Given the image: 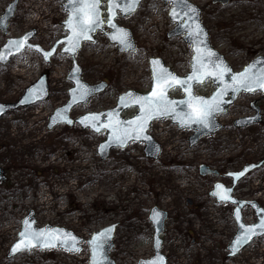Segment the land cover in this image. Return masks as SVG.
<instances>
[{
	"label": "rangeland",
	"instance_id": "rangeland-1",
	"mask_svg": "<svg viewBox=\"0 0 264 264\" xmlns=\"http://www.w3.org/2000/svg\"><path fill=\"white\" fill-rule=\"evenodd\" d=\"M9 1L0 0V14ZM190 1L201 8L211 44L234 70H240L256 55H264V0H229L225 5L213 0ZM168 9L169 4L161 0H143L136 12L118 16L117 23L133 34L134 51L119 53L101 32H97L96 42L83 45L76 55L83 79L89 83L104 80L107 88L88 103L74 106L71 117L111 108L118 94L127 89L147 92L151 86L150 56L162 58L179 75L189 71V46L180 37H166L172 28ZM65 17L59 0H19L7 35L0 29V46L6 37H17L35 28L32 42L49 49L65 35L61 24ZM20 60L24 63L13 72ZM70 66L67 54L58 53L45 64L31 49L16 55L10 64L0 65L1 102L18 98L42 73H47L49 84V96L40 105L18 108L0 118V164L5 174L0 181V264H86L85 242L79 256L34 248L7 258L20 222L30 209L38 226L50 223L85 238L117 222L110 256L116 264H135L152 253V226L147 219L152 205L168 212L163 233L168 264H252L251 256L260 253L254 245L250 253L247 250L223 259L222 246L228 243L231 231L224 225L220 228L217 219L221 216L222 222H230L228 207L223 210V206H217V212L207 191L215 180H228L202 177L198 167L206 164L224 173L258 158L260 152L262 158V126L235 129L232 120L248 113V103L253 99L260 100L264 120V95L240 94L222 114L223 128L201 139L192 149L187 141L189 131H181L169 119H162L150 128L155 138L163 139L157 160L143 156L141 143L112 149L108 158L101 160L96 149L104 139L103 133L80 129L77 124L46 128L53 109L67 99L71 83L65 76ZM212 90L209 82L195 87L197 94L208 95ZM180 94L178 89L170 93L172 97ZM134 110L127 109L123 115L130 116ZM189 174L198 182V190L183 187ZM245 186L249 195H254L252 180ZM262 188L264 165V195Z\"/></svg>",
	"mask_w": 264,
	"mask_h": 264
},
{
	"label": "water",
	"instance_id": "water-1",
	"mask_svg": "<svg viewBox=\"0 0 264 264\" xmlns=\"http://www.w3.org/2000/svg\"><path fill=\"white\" fill-rule=\"evenodd\" d=\"M59 1H61V7H62L63 11L66 13V18L62 22L63 30L66 32V34L64 36H62L61 38H59L53 44V46L48 50L41 48V46L38 44L30 43V39L33 38V36L35 34L34 29H31V30L25 32L24 34H22L19 37H7L4 41V43L0 46V51H3L6 55V59L3 61H0V65H6L9 62V60L11 59V57L20 53L26 47H28V48L32 49L33 51H36L38 54H40L43 61L48 64L50 62V58L55 54L57 47L59 45H62L59 52L65 53L71 57V67H70L68 74L66 76V79L71 83V87L67 91L68 99L66 100V102L63 105L55 108L53 110V112L49 115L48 123H47V129L51 130L59 124H65L67 126H72L74 123H77L79 125V127L83 130L89 129L90 131H92L96 134L103 132L104 133V139L98 144L97 150H96V153L98 154L100 159L107 158L111 149H114V148L123 149V148L127 147V145L130 142L143 143V154H144V156L147 158H151V159H157L160 152H161V147H160L159 143L156 140H154V138L148 133V130H149L150 124L153 120L164 119V118H169L173 124H176L181 129H187V130L192 131V133L190 134V136L188 138L189 147H192L202 137L207 136V135H211L215 131L222 128V124L217 120L216 116L220 115L222 113H225L227 111L228 106L235 101V99L237 98L239 93H242V92L243 93H254V92H247V91H243V90L238 91V92H234L232 90V88H228L226 91L223 92V95H221L219 97L220 107H221L222 111H218V112L214 113V115L210 118V123L207 127H203V126L198 125V124H191L190 126L182 127L178 117L182 116L185 112L190 111V108L186 104H182L180 102L188 99V95H187V93H185L183 91L182 87H180L179 85H175L173 88L168 89V91L166 93L168 100L177 102V103L170 106L169 113L167 115H160L157 118H153V119L148 120L147 124L145 125L144 131H142V132H140L139 130L133 131V129L136 128V125L135 124L129 125V122L136 121V123H139L140 121L137 118L142 115L140 105L138 103H136V98L137 97H150L153 90L157 88V84L153 79V69L154 68L157 71H159L160 68L166 69L169 73H171L177 79L184 80L187 77H189L190 75H192V72H193L194 56L196 55V53L194 51V47L199 46L201 48L202 52H207L208 50H210L212 53L215 54V57H213V59H215V62L217 64L222 63V65H226L230 69V72H225L222 80L217 79L216 76H205L202 83H197L195 80L189 81L188 83L191 85V91H192V94L194 96L202 97L205 100L211 101L214 97L217 96L218 93H220L222 90L225 89V85L232 84V80H231L232 75L244 72L245 69L249 65H253L254 62L264 61V55H257L255 57L251 58L247 63H245L240 70H234L232 68V66L227 62L224 55L222 53H220L215 47L212 46V44L210 42L209 31H208L207 27L201 21V8L197 4L191 2L190 0H186L188 5H191L192 8L196 9V12L189 13V15L192 17V19H189L188 16H184L182 14L180 8H177V14H178V16L182 17V20L174 21L172 16H171V12H172L173 7H174L173 3L171 2V0H162L164 3H170V8L167 12V17L169 18L170 22L173 24L172 29L167 32L166 37L167 38L181 37V39L186 44H188L190 46L191 57L189 60V71L185 75H179L175 71H173L168 65H166L162 58L157 57V56H150L147 61H148V66H149V71H150L151 87L149 88V90L147 92H139V91H136L134 89H127L126 91L118 94L117 101L113 107L108 108L106 110L97 111V112H94V111L93 112H86V113H83V114L77 116L76 118H71L70 117V111L75 105L80 104V103H87L88 100L90 99V97H92L98 93L103 92L105 90V88L107 87V83L105 81H99L96 83H88L87 81L83 80L82 79V68L78 64V62L75 58V55L81 50L84 42H92L93 43L96 41L94 36L98 31H100L106 35L109 43L116 45L118 52L134 51L135 50V42H134V37H133L131 30L127 27H124V26L118 24L116 19L118 16L124 17V16H128V15H131L132 13H134L138 9L139 4L142 0H140L139 4H138V6H136L135 10L130 12V13H125V12L120 10V8L123 7V5H121L120 7H117L115 9V16L113 18V23L116 25V28L115 29L110 28L108 26V24L105 23L103 25L102 29H97L95 32L90 33V35L92 37L91 41L82 40L80 47L77 49V51L74 54L64 51V48L67 47L66 39H67V36L69 35V30H68L67 25H66V21L68 19L69 13L65 11V6L68 5V0H59ZM213 2L214 3L219 2L221 5H225V4H227L228 0H213ZM16 4H17V0H11L8 3V5L5 7L3 12L0 14V29L5 34L7 33L8 21L14 14ZM101 12H102V14L106 20L108 17V0H105L104 2L102 1ZM182 21L187 22L189 25H191L192 28H195L196 25L198 24L199 27L201 29H203V33L199 37H197L198 40L203 41V44L196 45V46L193 45V43L189 39L188 31H186L184 28H178V24H180ZM117 29H123L127 32L128 37H127L126 43L121 42L120 33L117 31ZM113 36H115L116 38L113 39ZM25 37H27V39L24 42V44L19 48V50H17L16 47L9 44V41H22V40H25ZM45 53H51V55L48 56L47 59H45V56H44ZM216 58H218V59H216ZM152 61H158L159 63L156 65H153ZM260 68H264V64H256L253 71L258 72ZM74 70H75V76L73 75ZM216 71H217V69L212 64H208L207 68L204 70V72H213V73H215ZM77 80L80 81V84L86 86L88 89H91L90 94L83 96V97L81 96V90L79 88ZM206 81H209L213 85L214 88H213L212 92L209 95L196 94L194 87L196 85H202ZM176 88L179 89L182 96L171 97L170 91L173 89H176ZM41 89H43V91H41ZM73 90H76L75 93L73 92ZM255 92H260L261 94L264 95V91L257 90ZM48 93H49V87H48V83H47V75L45 73H42L33 83H31L30 85H28L25 88L24 92L16 100L9 101V102H1L0 101V117L10 110H15L19 107L29 106V105H32V104L38 102V101L45 100L48 96ZM122 97L124 98L123 102L121 100ZM254 103H255V100L251 101V105H253ZM129 108H135V112L129 117H124L122 115V112L129 109ZM252 109L254 110V114L248 115V116H243V117H238V118L234 119L233 125L235 127L241 128V127L249 126V125H252L255 123H260L262 121L260 108L258 106H253ZM58 111L62 112L63 115L66 117V120H70L71 123L66 122V120H64V119L57 118L56 114ZM109 113H112V116H111L112 125L116 126V133L115 134L121 136V138L124 139V143L122 146L120 145L119 141L114 140V133H113L112 127H101V125L109 124V116H108ZM91 115H98L99 116V120L95 122L96 126L100 127L99 132L95 131L94 128L91 126V124H92L91 121H86L85 123L80 122L84 117L91 116ZM85 124H87L88 126H85ZM263 128H264V126H263ZM125 130L128 131L129 135L132 138H125L124 137ZM137 134H139V137H140L139 139L135 138L137 136ZM144 137H149L150 139L146 140V139H144ZM263 162H264V158L261 161H259L258 163L246 164L238 171L227 172L225 174H222L223 177L231 178V185L226 186L223 182L216 181L213 184L212 189L209 191V195L211 197L215 198L216 201L231 203V204L235 205L233 208V211H232V215H233V218H234V221L236 224V231L233 234V236L231 237V239H230V241L226 247V249H227V253L225 255L226 257H233V256L237 255L239 253V251L241 249H243L252 239H254L255 237H259V236L264 234V228L258 227L260 222L262 220H264V208L262 206H260V204L256 200H240V199H237L231 195L233 192V187L235 186L237 181L239 179L243 178L248 173V171H251L254 168H257L260 165H262ZM246 169H247V171H245ZM242 172H243V175H239L237 178V174H240ZM199 173L202 176H205L208 174L218 175V172L216 170H211L205 165L199 166ZM230 174H232V175H230ZM4 178H5V176L3 174V169L0 166V180H4ZM217 185H222L223 188L217 189V187H216ZM226 190H230V191H226ZM216 192L220 193V195H227L229 198L225 199V200H221L220 195H213V193H216ZM246 205L250 206L254 210V213L256 215V222L253 224H245L242 220L241 209L243 206H246ZM153 210H155L157 213L160 214L158 219L155 221L152 219ZM166 217H167V212L163 209L158 208L156 205H153L149 209L148 220L150 221L152 228H153V234H152L153 254L149 258H140L137 261V264H145V262L155 260V259H157V257L162 258V264H167V258L161 252V243H162L161 234L164 231V225H165ZM25 220H28L29 223L32 224V227L34 229H51V230L59 229V230H62L63 233L71 234L72 236L77 238V240L79 241V243L77 244V247L79 249H81L80 242L83 241V238L76 235L70 229L60 227V226H53L49 223H46L42 226H36L35 218L33 215V210H30L21 220V227H20L19 232L17 233V239L9 247L8 252L6 254L7 258L14 257L15 255H17L18 253H21L23 251H30L32 248H36V247L39 248L40 250L60 248V249H63L67 252H77V251L66 250L65 247L59 242H56L55 247H50V246L45 247L43 245H38V246H34V247H31V248H28V249H25L22 251L13 252V247L19 242V239H20L19 234L24 228V221ZM33 220H34V223H32ZM241 225L244 226V229L254 227V232L248 234L250 236V238H248V239H242L241 238V236L243 235V230L241 228ZM115 228H116V223H112V224H109V225L102 227L99 230L91 233L90 238H88L86 240V243H87L88 249H89L88 264H92V259H93V247H92L90 241H92V239L95 235H97L101 232H104L106 230H109V229H111V231L108 233L107 243L105 244L104 249L100 253H98V261H99V264H115V261L109 256V251L113 247L112 239L114 237ZM237 239L240 240L239 244L236 243ZM218 264H222V263H218Z\"/></svg>",
	"mask_w": 264,
	"mask_h": 264
},
{
	"label": "snow or ice",
	"instance_id": "snow-or-ice-1",
	"mask_svg": "<svg viewBox=\"0 0 264 264\" xmlns=\"http://www.w3.org/2000/svg\"><path fill=\"white\" fill-rule=\"evenodd\" d=\"M139 2L140 0H108V17L105 20L101 12L102 0H68V5L65 6V11L69 13L68 19L66 21L69 35L66 39L67 47L64 48V51L74 54L80 47L81 41H91L92 37L90 33L95 32L97 29H102L105 23H107L110 28L115 29L116 25L113 23L115 9L123 5L120 10L125 13H130L135 10ZM171 2L174 5L171 12V16L174 21L182 20V17L178 16L177 14V8H180L184 16H188L189 19H192L189 13L196 12V9L192 8L191 5H188L186 0H171ZM178 28H184L186 31H188L189 39L194 46L203 44V41L197 39V37L203 33V29H201L198 24L195 28H192L187 22L182 21L180 24H178ZM117 31L120 33L121 42L126 43L128 37L127 32L123 29H117ZM115 38L116 37L113 36V39ZM26 39L27 37H25V40L22 41H9V44L19 50ZM194 51L196 55L194 56L192 75L184 80L177 79L166 69L160 68L159 71H157L155 68L153 69V79L157 84V88L153 90L150 97L136 98V103L140 105L142 115L137 118L140 121L139 123H136V121L129 122V125H136V128L133 129V131L139 130L142 132L145 130V125L147 124L148 120L157 118L160 115H167L169 113L170 106L177 102L168 100L166 93L168 89L173 88L175 85L182 87L183 91L188 95V99L180 102L182 104H186L190 108V111L185 112L182 116L178 117L182 127H187L191 124H198L203 127H207L210 123V118L214 115V113L222 111L219 97L223 95V92L228 88H232L234 92L241 90L247 92H255L257 90L264 91V68H260L258 72L253 71L256 64H264V61H257L254 62L253 65H249L244 72L232 75V84L225 85V89L218 93L217 96L211 101L205 100L202 97L194 96L191 91V85L188 83L189 81L195 80L197 83H202L205 76H216L217 79L222 80L224 73L230 72V69L226 65H222V63L217 64L215 62V59H213L215 54L210 50L207 52H202L201 48L196 46L194 47ZM50 55L51 53H45V59H47ZM5 59V53L0 51V61ZM152 63L153 65H156L159 62L152 61ZM208 64H212L217 69V71L215 73L204 72ZM73 75L75 76V70ZM77 83L81 90L82 97L90 94L91 89H88L86 86L80 84L79 80H77ZM41 91H43V89H41ZM75 91L76 90H73L74 93ZM121 100L123 102L124 98L122 97ZM56 116L57 118L66 120V117L60 111L57 112ZM108 116L109 124L101 125V127H112L114 140L119 141L120 145L122 146L124 139H122L121 136L115 134L116 126L112 125L111 123L112 113H109ZM98 120V115H91L84 117L80 122L85 123L86 121H91V126L95 131L99 132L100 127H97L95 123ZM66 122L71 123L70 120H66ZM85 126L88 125L85 124ZM124 137L132 138L127 130L124 132ZM135 138L139 139V134H137ZM144 139L149 140L150 138L144 137ZM245 171H247V169ZM239 175H243V172L237 174V178ZM216 187L217 189L223 188L222 185H217ZM213 195H220V193L216 192L213 193ZM228 198L229 197L227 195H220L221 200ZM159 215V213L153 210L152 219L154 221L157 220ZM32 223H34V220ZM258 227L264 228V220L260 222ZM241 228L243 230V235L241 236L242 239L250 238L248 234L254 232V227L244 229V226L241 225ZM110 231L111 229L101 232L95 235L92 241H90L93 247L92 264H99L98 253L104 249L105 244L107 243L108 233ZM19 236V242L13 247V252L22 251L38 245H43L45 247H55L56 242L61 243L68 251H80V249L77 247L79 241L71 234L63 233L62 230L59 229H34L28 220L24 221V228L20 232ZM239 242L240 240L237 239L236 243L239 244ZM145 264H162V258L157 257V259L145 262Z\"/></svg>",
	"mask_w": 264,
	"mask_h": 264
},
{
	"label": "flooded vegetation",
	"instance_id": "flooded-vegetation-1",
	"mask_svg": "<svg viewBox=\"0 0 264 264\" xmlns=\"http://www.w3.org/2000/svg\"><path fill=\"white\" fill-rule=\"evenodd\" d=\"M253 106H259L260 111H261L260 100L256 99V101H255V103L253 105H251V103H248V107H247L248 108L247 109L248 113H246L244 115H250L252 113V107ZM259 161H261V152H260V155L258 156V158L253 159V160L244 161L239 167L231 168L230 170L231 171H235V170H238L245 163H249V162L256 163V162H259ZM263 165H264V163H263ZM256 175L259 177V184L253 188L254 195H249V193H248V190L249 189H248V187L245 186V184L248 183V182L250 183L251 180H253V177L256 176ZM229 181L230 180H228V182ZM234 190H235V195L236 196L240 197L241 199H245V200H249L250 198L254 197L257 192L261 195V165L257 169H253L251 171H248V173L245 175V177L242 180H240V181L237 182V184L234 187ZM247 208L248 207H245L244 210L247 209ZM245 213L248 214V215L250 214V219H251L249 221H246V223H253L255 221L253 211L247 209V210H245ZM222 225H224V226L227 227L228 232H229V230L231 231L230 237H229V240H230L232 234L235 231V226L232 225V224H230V223H226L225 221L222 222V220H221L220 221V228H222ZM263 239H264V237L256 238L255 240H253L251 243H249L246 246L247 248H251V246L254 245L256 249H259V252L260 253L259 254H255V256L254 255L251 256V259L250 260L254 259V257H256V256H259L261 258V264H264V251L262 250V247L264 246V244H262V240ZM228 243H229V241H228ZM228 243L227 244H224L222 246L224 248V251H225V254L223 256V259L225 258V255L227 253L226 247H227ZM261 244H262V246H261ZM248 246H250V247H248ZM244 251H247V249L246 250L244 249L242 252H244ZM247 252L250 253L251 251L249 252V250H248ZM224 260H227V259H224Z\"/></svg>",
	"mask_w": 264,
	"mask_h": 264
},
{
	"label": "bare ground",
	"instance_id": "bare-ground-1",
	"mask_svg": "<svg viewBox=\"0 0 264 264\" xmlns=\"http://www.w3.org/2000/svg\"><path fill=\"white\" fill-rule=\"evenodd\" d=\"M29 59H30V57L29 58H27V61L29 62ZM13 61V59L12 60H10V63ZM26 61V60H25ZM9 63V64H10ZM24 63V61L23 60H20L19 62H16L15 64H14V66H13V72L14 71H16L15 69H16V66H18V65H22ZM218 120L220 121V122H222L223 120H222V117L221 116H219L218 117ZM161 142L163 141V139L161 140V139H159ZM188 182V181H187ZM189 187V186H188ZM188 187H186V188H188ZM191 188L193 189V190H196V188H198V185H193V186H191ZM245 252V251H244ZM167 255L169 254V253H166Z\"/></svg>",
	"mask_w": 264,
	"mask_h": 264
}]
</instances>
